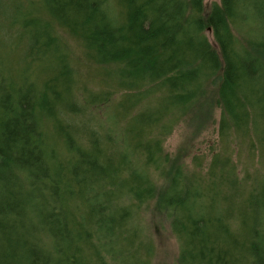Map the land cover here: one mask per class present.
<instances>
[{
	"label": "trees",
	"instance_id": "trees-1",
	"mask_svg": "<svg viewBox=\"0 0 264 264\" xmlns=\"http://www.w3.org/2000/svg\"><path fill=\"white\" fill-rule=\"evenodd\" d=\"M159 214L174 264H264V0H0V264H151Z\"/></svg>",
	"mask_w": 264,
	"mask_h": 264
},
{
	"label": "rangeland",
	"instance_id": "rangeland-1",
	"mask_svg": "<svg viewBox=\"0 0 264 264\" xmlns=\"http://www.w3.org/2000/svg\"><path fill=\"white\" fill-rule=\"evenodd\" d=\"M202 1L204 6L205 16L208 15L209 11L212 9L214 5L220 4V0H202ZM108 4L109 6H111V3ZM39 11H42V8H40ZM30 13L31 12H27V16H29ZM34 24H36L37 26H42L40 22H35ZM206 36L210 45H212L214 48L217 49V46L213 41L211 34L206 32ZM65 44L67 46V53L70 54V59L72 61L71 64L72 63L77 64V66L72 65L73 70L76 69L78 71L77 75L80 76L82 80V85L85 87H89L90 85H92V83H94L93 76H96V74H93L89 70L90 65L87 66V70L85 71L82 70V67L84 65L83 63L80 62L83 52L80 49V46L78 45L76 40L73 39V37L71 38L67 36L65 38ZM95 81L97 84L99 83L102 84V82H100L98 78ZM212 111H213V116L211 117V120L213 121L214 126L209 125L203 128L202 125L195 127L197 124H191L192 122L190 123V121L180 123L175 126L170 136L166 139L165 150L172 157L176 156L177 161L179 162L186 161L188 164L190 163V161L186 159H189L193 155L209 154L211 152V148L216 152L217 151L216 143L219 142L218 134H217V128L219 127V123H218L219 111L218 110L216 111L212 110ZM191 117L193 119L195 116H192V114L190 113L187 116H185V118L188 119H190ZM193 122H196V120H193ZM240 161L244 166H248V165L254 166V162L252 160L251 161L247 160L243 154L240 155ZM156 180H157L156 184L158 189L162 190L166 184V179L162 175V177L159 176L158 178H156ZM148 213H149V209H148ZM156 221H157V226L155 228L152 226L151 224L152 222L148 215L147 223L150 227L149 233L152 236L154 243L153 246L155 247V254L152 258L151 264H174L178 253L177 244L173 239L169 230V225L167 224L163 216L160 214L157 215ZM160 226H163V229Z\"/></svg>",
	"mask_w": 264,
	"mask_h": 264
}]
</instances>
